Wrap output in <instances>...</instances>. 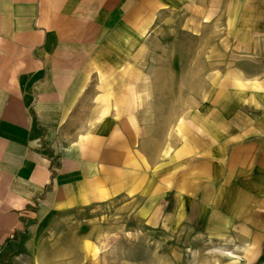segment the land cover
I'll return each instance as SVG.
<instances>
[{
  "label": "crops",
  "instance_id": "0c3cea01",
  "mask_svg": "<svg viewBox=\"0 0 264 264\" xmlns=\"http://www.w3.org/2000/svg\"><path fill=\"white\" fill-rule=\"evenodd\" d=\"M187 4L223 22L235 62L176 129L177 167L155 174L145 209L170 196L218 245L212 264H264V0H0V264H53L54 217L125 198L149 172L137 55Z\"/></svg>",
  "mask_w": 264,
  "mask_h": 264
},
{
  "label": "rangeland",
  "instance_id": "374dc122",
  "mask_svg": "<svg viewBox=\"0 0 264 264\" xmlns=\"http://www.w3.org/2000/svg\"><path fill=\"white\" fill-rule=\"evenodd\" d=\"M193 7L187 4L165 12L137 55L141 79L133 90L137 98L133 120L149 172L131 174L132 193L125 198L54 217L44 232L52 239L46 248L56 258L53 264L213 263L212 252L218 245L197 227L195 214H187L186 205L182 209L184 203L178 211L172 197H165L161 213L164 202L152 198V213L145 209L147 199L143 201L155 174L162 178L176 169L171 158L185 138L182 127L190 111L205 105L204 93L211 92L213 74H220L227 61L235 62L220 33L223 22L204 14V5L197 9L200 15H193ZM178 126L182 137L176 132ZM66 255L67 260H59Z\"/></svg>",
  "mask_w": 264,
  "mask_h": 264
}]
</instances>
